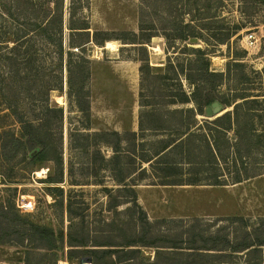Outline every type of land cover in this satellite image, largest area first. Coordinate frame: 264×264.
<instances>
[{
    "label": "rangeland",
    "instance_id": "374dc122",
    "mask_svg": "<svg viewBox=\"0 0 264 264\" xmlns=\"http://www.w3.org/2000/svg\"><path fill=\"white\" fill-rule=\"evenodd\" d=\"M224 3L221 16L225 20H218L216 27L224 30L234 25L237 30L227 44L210 47L215 51L210 57V70L223 74L208 94L217 102L215 107L220 109L217 115L231 113L232 125L228 131L217 129L221 155L214 163L208 161L204 150L203 135L214 129L203 122L207 115L196 116V126L187 132L192 134L188 145L155 158L151 165L143 161V156L150 157L164 143L178 140L185 132L173 127L180 117L169 114L178 108L166 106L162 98L175 92L174 81L164 87L149 75L143 81L142 94L149 104L145 110L152 105L156 112L154 117L144 118L143 126L151 125L156 130H139L140 59L147 54L151 74H162L167 56L173 58L176 66L186 58H193L181 51L183 45L176 42L175 48H169L166 55L161 37L152 38L145 50L140 44H130L138 41V0H88L76 12L74 20H83L89 25V38L93 32H101L98 39L112 41L113 45L108 48L105 43L107 49L91 42L85 45L83 56L89 60L90 79L80 99L75 92L79 86L77 48L70 50L73 52L70 58L66 53L63 55L62 90L49 92V104L61 108L63 114L61 183L47 182L49 176H60L53 163L28 164L30 150L37 148L34 142H27L15 157L7 153L0 157V202L10 209L8 217L0 219V264H82L84 258L90 262L83 264H126L119 262L126 258L133 259L130 264H168L172 258L169 256L172 249L168 247L172 246H223L224 240H229L231 246L245 240L264 242V3L257 0ZM44 7L53 11L51 3H45ZM176 10L173 3L171 14ZM68 13L69 0H63L65 51L70 49L71 38ZM86 37H77L74 43ZM187 46L205 48L200 41ZM156 48L160 52H155ZM174 58L181 60L176 62ZM67 62H70V79L76 93L70 96ZM8 70L6 85L8 82L13 88L9 93L17 101L19 110L32 118L31 114H36L37 108L46 102L40 81L53 82L56 65L46 61L40 66L27 65L19 73L14 65ZM180 79L184 89L191 90L183 74ZM242 97L251 101L237 109L220 104L225 100L241 103ZM88 103L89 112L83 114L78 105L87 107ZM189 107L192 106L183 108ZM4 113L6 110L0 106V115ZM47 115L52 128H56L58 118L54 119V113ZM190 118L184 115L182 120L189 123ZM9 124L10 118L0 119L2 130L7 131ZM70 130L73 133L69 147ZM105 131L117 132V153L103 144L104 140L117 143L116 137L78 136L80 132ZM41 139L48 140L46 136ZM12 164L15 171L9 180ZM127 177L126 182L135 184L133 188L147 216L145 220H135L142 214L131 204L112 207L114 199L122 202L126 195L118 193L122 186L115 178ZM192 181L194 185H184ZM175 182L183 185H162ZM54 187L62 188L64 194L53 191ZM68 190H71L68 195L72 200L71 215L66 210ZM29 222L55 235L62 231L63 238H53L51 243L38 240L31 235ZM69 232L88 245H116L111 247L116 249V258L107 253L111 249L108 247H69ZM126 243L135 246L121 250ZM260 248L264 257V245ZM187 252L181 260L177 258L180 264L212 263V257L197 256L191 249ZM233 255L237 256L231 262L246 264L243 253Z\"/></svg>",
    "mask_w": 264,
    "mask_h": 264
},
{
    "label": "trees",
    "instance_id": "16d2710c",
    "mask_svg": "<svg viewBox=\"0 0 264 264\" xmlns=\"http://www.w3.org/2000/svg\"><path fill=\"white\" fill-rule=\"evenodd\" d=\"M138 41H133L130 44H140L142 50H145L152 38L161 37L164 39V53L169 54V48H175L176 42L181 43L183 48L181 51L188 52L193 58H186L182 61V64H174L171 56L166 57L162 74H151V68L148 64L147 54L144 58L140 59L142 62L139 67V100L138 105L142 111L139 113V130L141 132L147 130H156L154 126H147L144 128L143 120L146 116L154 117L156 109L151 105L148 110H145L149 104H147L143 91L144 77L149 75L150 77L158 80L164 87L170 86L166 83L174 81V93L162 97L166 106L177 107L173 109L169 114L180 117L179 121H175L173 127L177 130L184 129L185 133L179 136L178 140L172 143H164L159 149L153 152L148 158L143 156V161L151 165L156 159L167 156L174 152L178 147H182L185 144L190 143L192 134H187L192 128L196 126V116L205 114L207 107H214L216 101L209 96L215 89V81L222 77L223 73L213 72L210 70V57L214 56V48H210L211 45L227 44L231 37L235 34L237 26L229 25L224 30H219L216 27L218 20H225L222 16V9L224 8V2L226 0H138ZM260 3H264L262 0H257ZM88 0H69V23L68 29L70 31L69 47L67 51L64 50L63 45V0H0V106H2L6 113L0 115L1 118H10V124L7 131L2 130L0 127V157H3L4 153L14 157L21 148H25L27 142H34L36 149H31V155L28 164L39 165L47 162L53 163L55 167L59 169V177H47V182L57 184L62 182V155H61V128L60 125L63 120V114L61 108H54L48 102L49 92L52 90H62V60L64 53L70 58L72 48H77L80 52L75 55L77 59V68L79 74V86L75 90L79 95L86 89V84L90 79V64L89 60L83 56L85 45L89 42L97 46H105L107 41H100L98 36L101 32H93L92 37L89 38V25L83 20H74V16L80 8H83L84 4ZM53 4V11L47 10L44 4ZM173 3H176L177 10L172 15ZM221 17V18H220ZM234 26V27H233ZM84 41L80 43H74V39L77 37H83ZM191 39H196L205 45V48H193L187 45H194L190 43ZM214 43V44H212ZM104 44V45H103ZM40 52V54H39ZM48 53V54H47ZM178 62L179 58H174ZM234 60V59H233ZM50 62L52 65H56V75L53 82L40 81V88L46 96V102H42L41 106L37 108L36 114H31L32 118H29L18 108L17 101H14L10 91L13 89L11 86L6 85L7 75L10 73L8 70L12 65L15 66L16 71H19L27 65L37 64L40 66L43 62ZM67 93L70 96L74 92L72 82L70 79V62H67ZM172 75L170 77L169 75ZM183 74L184 80L188 84L191 90L186 91L180 79V75ZM214 79V80H213ZM20 80V79H19ZM23 80V79H22ZM10 82V81H9ZM75 93V94H76ZM89 98V97H88ZM247 97L240 98L243 100L241 103L235 101L230 102L225 100L220 104L225 107L233 106L237 109L239 106H246L249 104ZM148 105V106H147ZM192 107L183 108L184 106ZM180 107V108H179ZM83 114L89 112V103L87 107L78 105ZM48 113H54V119L58 118L56 128H52L50 125L51 119L48 117ZM189 115L190 122H184L182 117ZM230 112H225L224 115L219 116H206L212 118V120L205 119L203 122L205 125H212L214 127L213 132H209L203 135L204 138V150L207 152L206 156L209 162H216L221 155V148L219 144V138L217 136V129L222 128L224 131L231 129ZM50 125V126H49ZM49 126V127H48ZM73 130H70L68 134L69 147L71 146L70 138L72 137ZM44 132L46 134H44ZM43 136L47 137V141L42 140ZM81 138H99V137H116L117 143H111L107 140L103 141L105 146L110 147L113 152L117 153L119 149V136L117 132H80L78 134ZM185 136V137H184ZM184 137V138H183ZM3 138V140L1 139ZM229 147V146H228ZM117 158V157H116ZM156 158V159H155ZM11 159V158H9ZM155 159V160H154ZM2 160V159H1ZM208 162V163H209ZM8 171V170H7ZM13 164L10 166L7 179H11V173H14ZM6 179V178H5ZM128 179H116L119 188L118 193H124L121 202L120 199H114L112 207L115 208L120 204H131L134 208L140 210L142 217L138 220H145L146 214L141 209L137 201V195L133 188L135 184L126 182ZM195 181L185 183L184 185H194ZM72 185V184H71ZM162 185H183L182 182H175L173 184ZM53 191H58L60 194H64V191L60 187H54ZM71 190L67 192V204L66 210L68 215L72 213V200L68 196ZM110 194V192H108ZM9 208L4 202H0V219H6L9 215ZM29 231L31 235L38 240H44L48 243L52 242L53 238H63V232H58L57 235L51 230L37 226L29 222ZM70 227V226H69ZM67 244L69 247H116L111 244H95L88 245L82 240H77L70 232L67 235ZM264 242L255 243L254 241H243L236 245H232L229 240H224L223 246H202L196 248H185L179 246L168 247L172 250L169 251V256L172 258L168 264H180L177 260H181L182 257L187 255V249L195 250L197 256L212 257L211 264H237L231 262V258L236 252H241L247 258L246 264H263L264 257L260 246H263ZM135 246L131 244L122 245L121 250L124 247ZM72 250V249H71ZM94 251V250H90ZM108 254L116 258V249H108ZM133 251V249L129 250ZM164 252V251H162ZM92 262V259H91ZM120 263L130 264L133 262L132 258H126ZM187 264V263H183Z\"/></svg>",
    "mask_w": 264,
    "mask_h": 264
},
{
    "label": "water",
    "instance_id": "95a60500",
    "mask_svg": "<svg viewBox=\"0 0 264 264\" xmlns=\"http://www.w3.org/2000/svg\"><path fill=\"white\" fill-rule=\"evenodd\" d=\"M262 1H264V0H262ZM191 41V43H196V39H191L190 40ZM219 110L220 109H218V107L216 106H214V107H207L206 109H205V113H206V115L208 116V117H210V116H213V115H216L218 112H219ZM86 262H90V260L88 259V258H84V259H82L81 260V263L83 264V263H86Z\"/></svg>",
    "mask_w": 264,
    "mask_h": 264
},
{
    "label": "bare ground",
    "instance_id": "6f19581e",
    "mask_svg": "<svg viewBox=\"0 0 264 264\" xmlns=\"http://www.w3.org/2000/svg\"><path fill=\"white\" fill-rule=\"evenodd\" d=\"M113 45V42L112 41H107L106 42V46L109 48L110 46H112ZM106 46L104 47V49L106 48ZM154 51L155 52H160V50L158 49V48H156V49H154ZM45 172V169H42V172ZM39 173V172H38ZM63 264H64V262H63Z\"/></svg>",
    "mask_w": 264,
    "mask_h": 264
},
{
    "label": "crops",
    "instance_id": "0c3cea01",
    "mask_svg": "<svg viewBox=\"0 0 264 264\" xmlns=\"http://www.w3.org/2000/svg\"><path fill=\"white\" fill-rule=\"evenodd\" d=\"M105 49H107V48H105ZM133 81H134V79H132Z\"/></svg>",
    "mask_w": 264,
    "mask_h": 264
},
{
    "label": "built area",
    "instance_id": "2783aa9c",
    "mask_svg": "<svg viewBox=\"0 0 264 264\" xmlns=\"http://www.w3.org/2000/svg\"><path fill=\"white\" fill-rule=\"evenodd\" d=\"M249 39H251V37Z\"/></svg>",
    "mask_w": 264,
    "mask_h": 264
}]
</instances>
